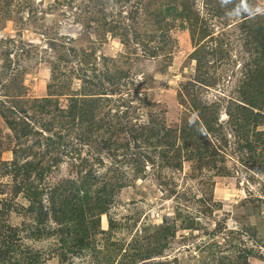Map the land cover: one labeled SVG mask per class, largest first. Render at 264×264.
I'll list each match as a JSON object with an SVG mask.
<instances>
[{
	"label": "rangeland",
	"instance_id": "rangeland-1",
	"mask_svg": "<svg viewBox=\"0 0 264 264\" xmlns=\"http://www.w3.org/2000/svg\"><path fill=\"white\" fill-rule=\"evenodd\" d=\"M0 264H264V0H0Z\"/></svg>",
	"mask_w": 264,
	"mask_h": 264
}]
</instances>
